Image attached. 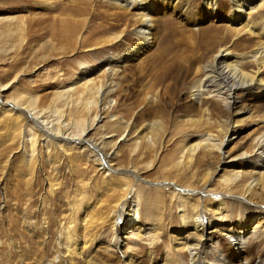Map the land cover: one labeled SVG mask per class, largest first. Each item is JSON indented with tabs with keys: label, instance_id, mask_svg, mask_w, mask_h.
I'll return each mask as SVG.
<instances>
[{
	"label": "rangeland",
	"instance_id": "obj_1",
	"mask_svg": "<svg viewBox=\"0 0 264 264\" xmlns=\"http://www.w3.org/2000/svg\"><path fill=\"white\" fill-rule=\"evenodd\" d=\"M208 1L211 2L140 0L146 8L151 7L149 41L128 61L107 65L103 62L106 55L114 58L139 40L134 30L140 24V9L119 6L112 0H0V17H3L0 19V84L10 82L1 92L4 98L19 93L37 94L36 104L46 105L63 85L76 86L74 81L81 71L89 68L93 72L91 76L99 81L97 85L111 88L109 97L101 98L103 104L112 100L102 114L107 116L115 112L129 123V127L154 120L162 141L156 159L148 167L143 165L141 175L150 181L134 184L139 191L142 215L137 226L151 227L150 233L155 235L156 241L149 244L146 237L137 241L122 238L116 249L112 236L122 229L123 218L116 219L113 231L112 219L105 215L104 207L111 203L110 197L115 193L105 189L101 170L82 163L81 157L74 152L69 154L75 159L71 171L68 164L58 171L46 166H38L37 171V162L33 168L26 167L19 149L4 142L5 122L0 119V264H120L127 247L132 249L129 254L135 264H189V251L181 247L185 237L196 236L189 224H183L194 212L193 203L204 210L206 229L219 230L214 238L202 242L199 261L204 260V264H259L264 255V219L258 220L260 208L256 205L264 204V193L249 195V200L257 204L248 205L247 209L237 201L224 198L225 211L219 220L213 219L211 205L204 206L208 197L202 193L229 192L221 188L217 177L214 178L216 169H220L219 177L232 169L245 171L246 163L257 164L260 160L259 151L249 157H238L231 163H227L229 158L225 157L252 150L253 139L264 130V96L248 99L242 90L233 95L232 100L236 101L232 110L240 113L234 117L233 138L224 147L227 154L219 156L213 151L207 160L192 162L183 173L167 165L184 143L199 140L207 131L215 135L224 131L226 114L219 99L211 98L210 103L204 99L208 102L204 103L208 104V112L192 106L188 88L201 74H186L185 67L210 60L220 47L238 58L244 57L264 38L261 34H264V5L245 13L236 21L238 24H234L241 25V29L248 25L251 31L258 32L253 35L245 30L235 32L236 26L230 18L236 14L230 0H213L212 9V4H206ZM72 25L73 33L69 27ZM8 26L19 28L5 34L2 31ZM33 30L35 32H31ZM38 34L43 36L34 40L32 35ZM104 38H113V43H98ZM35 43L38 49L34 48ZM255 63L250 59L242 60L244 69L250 73L257 69ZM107 67L112 69H105ZM260 77L264 79V68ZM156 78L154 88H150ZM147 92L151 95L148 100L144 96ZM91 107L96 108L95 105ZM102 116L97 124L87 129L91 138H98L107 129L119 132L122 128V125L108 126L110 121ZM206 117L210 122L205 123ZM27 125L33 126V123L28 120ZM128 143L124 139L117 142L119 150L128 152ZM141 158L146 157L142 155ZM118 160L112 163L119 164ZM134 161L135 156L134 159L129 156L122 164L130 166ZM65 164L64 161L62 165ZM192 170L195 176L189 177ZM205 170L212 175L201 181L200 173ZM47 178L52 186L48 185ZM175 184L198 191L201 198L195 202L187 199L179 194L184 190L176 191ZM208 219L212 221V228H208ZM241 227L247 230V238L236 255L229 234L239 232ZM222 231L226 235L219 233ZM219 254L227 256L226 263L218 261Z\"/></svg>",
	"mask_w": 264,
	"mask_h": 264
},
{
	"label": "bare ground",
	"instance_id": "obj_2",
	"mask_svg": "<svg viewBox=\"0 0 264 264\" xmlns=\"http://www.w3.org/2000/svg\"><path fill=\"white\" fill-rule=\"evenodd\" d=\"M139 1L140 0H112L113 3H117L119 6L131 5L132 7L134 6L143 11L139 10L140 24L137 29L134 30L139 36V40L114 58L110 55H106L103 60L105 64L109 65L118 61H128L130 57L137 54V51L149 41L152 34V31L150 30L152 26V18L149 16V13H151V7L146 8ZM213 2L214 1L211 0V2H206V4H212V9L214 5ZM230 3L231 9H233L236 14L230 18L234 25L238 24L236 21L244 17L245 13H250L256 10V8L264 5V0H230ZM2 18L3 17H0V19ZM143 25L149 26L142 28L141 26ZM251 25L252 24H250V27ZM239 26H236L235 32L245 30L251 32L253 35L258 33L251 31L248 25H244L242 29L239 28ZM69 27L71 28L70 31L73 33V25ZM18 28L8 26L3 29L2 32L5 34H11ZM31 32L35 31L33 30ZM70 34L71 33H69V35ZM261 34L264 35L263 33ZM32 36L34 40H38L43 34ZM113 38H104L99 40L98 43L109 45L113 43ZM43 41L45 42V40ZM34 46V48L38 49L37 43H35ZM252 49L253 50L246 53L244 57L238 58L239 56H236L230 50L220 47L210 60L199 63L196 59L197 62L190 63L189 66L185 67L187 70L186 74L194 73L196 76L201 74V76L195 79L188 88V96L193 104L192 106L196 107L198 110L201 109L208 112V104L204 105V103L208 102L204 99H208L209 103L211 98L214 99L215 97L216 100L219 99L222 104V109L224 110L223 113L226 114V117L223 118L224 131L221 135H215L213 132L207 131L199 140L184 143L175 153L176 155L172 156L173 159L171 160V163L167 164L169 167L177 171H179L178 169H181L180 172L183 173L192 162L194 164L207 160L213 151H217L219 156L227 154L224 147L227 144L229 145V142L233 138V133L236 131L234 129L236 124L234 117L240 113H238L239 110L235 113L232 110V105L236 101L232 100L233 95L238 90H242V93H244L245 97H248V99H258L259 97L264 96V79L260 77V73L264 68V38L258 40L257 43L252 46ZM243 59L255 61L257 69L252 73L244 69L245 65L242 64ZM105 69L112 68L107 67ZM92 74L93 72L92 70H89V68L83 69L79 74L78 79L74 81L77 82L76 86L63 85L59 91L54 92L49 103L46 105L44 104L43 106H38L36 104L37 99L39 98L37 94L19 93L12 97L4 98V95L2 96L1 92L10 86V82L1 83L0 119L5 122L4 134L6 139L4 142L7 143V145L11 144V146H14L17 150L19 149L20 154H23L25 157L23 160L26 167L33 168L35 162H37V171L39 170L38 166H46L52 171H58L61 166L63 167L67 164L71 171L73 170L75 159H71L73 157L69 154L71 152L77 153L78 157H81L80 160L82 163L92 164L95 167V170H101L102 182L104 183L105 189L115 193L113 194L115 196L112 195L110 197L111 203L104 207V211L106 212L105 215L112 219L111 226L113 231L117 221L116 219L123 218L122 229L120 232L115 231L112 236V238H114V247L116 249L119 247L122 238H131L132 240L137 241L146 237L149 240V244H151L156 241L154 240L155 235L153 236V234L150 233L152 228L145 227L144 225L137 226L141 223L142 215L139 208V191L134 184L141 180L150 181L142 176L141 173L145 167L152 164L160 152V143H162V141L161 138L159 140L158 124L154 120H148L140 123L138 127L133 124L129 127V123L127 121L124 122L122 116L115 112H107V116L105 113L103 115L102 112L108 108L107 104L112 100L108 99L106 104H103L101 98H108L111 93V88H108L107 85L103 84L97 85L99 81L95 79L96 77H92ZM155 80L156 81L151 84L150 88H154L157 78ZM144 96L147 100L151 97L148 92L145 93ZM199 100L200 103H198ZM196 103H198L197 106L195 105ZM91 105H95L96 108L93 109ZM69 107H74V109L72 108L73 110H69ZM101 116H106L107 120L110 121L108 126L122 125L120 131L117 132L113 128L107 129L101 133L98 138H91L90 135H88L87 129L91 128L93 124H97ZM28 120L33 123V126L27 125ZM208 122H210L209 117H206L205 123ZM123 123H125L124 127ZM115 134H117V136L114 138L113 136ZM121 139L128 140V152H121V150H119L117 142H120ZM253 140L254 145L252 146V150H243L235 156L226 155L225 158H229L226 162L231 163L238 157H249L259 151L258 154H260V160L257 164L254 162L246 163L247 169L245 171L241 169H232L228 174L222 173L219 177L217 174L220 169H216L213 171L214 178L217 177V183H221V188H225L229 190V192L211 193L204 191V193H202L203 196L208 197L206 199L208 202H206L204 206H207V203L211 205V209L214 211V220L222 218L223 212L225 211L224 198H228L230 202L237 201V203L243 204V207L247 209L248 205L257 204L249 200V195L255 192L264 193V130ZM142 155L143 157H146L144 160L141 158ZM129 156L133 159L135 156V161L130 162V166L123 165L122 162L127 157L129 158ZM116 158H119L118 163L120 165L112 163V160ZM64 161L66 164L62 165ZM255 169H258L257 172ZM188 174L189 177H194L195 171L192 170V172H189ZM200 174L201 181L212 175L209 170H205ZM162 182L174 184L173 182L165 180H162ZM235 182L238 183L231 187ZM47 183L48 185L51 183L48 178ZM175 188L177 190H174L178 192L184 190L179 192V194H183L187 199L194 202L198 198H201L198 197L199 194L196 190L180 187L177 184H175ZM202 201L205 200L202 199ZM256 206L260 208V218L258 220L264 219V204L261 203ZM178 207L180 211H183L181 205H178ZM193 209V214L190 218L184 219L183 224H189L190 227L194 229L196 236L193 238L185 237L184 239L186 240L184 244H182L181 249L183 248L184 250L189 251V264H204V260L200 259L201 261H199V248L204 240H211L219 230L216 228L208 231L205 225L204 218L206 217L203 213L204 210H200L195 203H193ZM180 217L184 218V215L181 214ZM211 222L212 221L208 219V228L213 227L211 226ZM255 232L256 231H253V233ZM219 233H224V235H226L223 231ZM246 233L247 230L244 227H241L239 232L230 233L231 235L229 234V237H232V249L235 250L236 255L246 242ZM131 250L130 247L126 248L125 252L122 254L123 258L120 264H135L133 258L129 254V252H132ZM262 256L259 264H264V255ZM226 260L227 256L219 254L218 261H224L226 263Z\"/></svg>",
	"mask_w": 264,
	"mask_h": 264
}]
</instances>
